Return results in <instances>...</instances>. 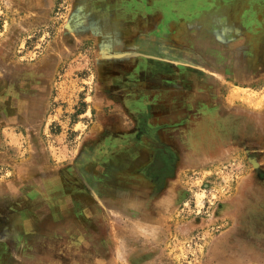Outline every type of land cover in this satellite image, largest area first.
<instances>
[{"label": "rangeland", "instance_id": "374dc122", "mask_svg": "<svg viewBox=\"0 0 264 264\" xmlns=\"http://www.w3.org/2000/svg\"><path fill=\"white\" fill-rule=\"evenodd\" d=\"M124 2L0 0V264H264L263 18L213 23H239L206 36L237 51V77L205 67L197 114L123 176L103 162L125 148L104 143L152 26L124 23Z\"/></svg>", "mask_w": 264, "mask_h": 264}, {"label": "crops", "instance_id": "0c3cea01", "mask_svg": "<svg viewBox=\"0 0 264 264\" xmlns=\"http://www.w3.org/2000/svg\"><path fill=\"white\" fill-rule=\"evenodd\" d=\"M124 3L121 14L124 23L134 18L152 22L151 27L136 28L135 50L128 53L129 60L138 59L133 65L149 70L140 68L137 74L125 76L126 87L119 94L126 101L119 107V115L125 118L126 126L120 134L112 136V141L104 143L111 151L125 148L124 153L132 156H122L119 154L122 150L116 149L109 161L103 162L107 168L101 169L131 176L132 166L137 173L142 161L139 156L142 148L160 146V129H171L173 136L178 137L191 115L197 114L190 106V86L206 82L205 67L215 71L218 77H237V51L224 48L220 43L207 42L206 36H229L240 31L239 23L231 22L226 27L213 23L238 18H263L264 23V0H125ZM132 85L134 89H130ZM143 98L150 100L142 102ZM163 142L170 145L168 140L163 139ZM120 157H126L127 161L123 164ZM114 180L116 182L108 181L122 187L118 179Z\"/></svg>", "mask_w": 264, "mask_h": 264}, {"label": "flooded vegetation", "instance_id": "af4514ba", "mask_svg": "<svg viewBox=\"0 0 264 264\" xmlns=\"http://www.w3.org/2000/svg\"><path fill=\"white\" fill-rule=\"evenodd\" d=\"M127 40V39H126ZM127 42H129V38H128V40L126 41V43ZM136 63V62H135ZM133 66V64H131V63H129L127 66ZM135 67V69H134V72H139L140 71V67L139 66H134ZM122 83H124V81H122ZM149 149V148H148ZM153 150V149H152ZM126 152V151H125ZM122 154H126V153H122ZM126 156H132V155H130L129 153L128 154H126ZM138 156V155H137ZM124 158H126V157H124ZM137 158V157H136ZM108 159H110V157L108 158ZM109 161V160H108ZM126 162V161H125ZM138 164V163H137ZM138 168V167H137ZM135 168H134V166H132V168H131V176H138V172L136 173V172H134L133 170H134ZM112 172H115L113 169L111 170ZM118 173V172H117ZM120 174H122L123 176H127V175H125L123 172H121ZM130 189V188H129ZM130 191H128L127 193H129ZM131 194V193H130Z\"/></svg>", "mask_w": 264, "mask_h": 264}]
</instances>
